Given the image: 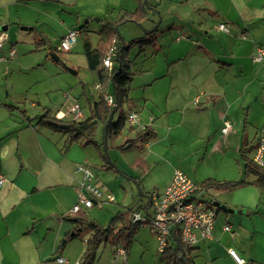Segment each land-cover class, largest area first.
Returning <instances> with one entry per match:
<instances>
[{"label": "crops", "instance_id": "0c3cea01", "mask_svg": "<svg viewBox=\"0 0 264 264\" xmlns=\"http://www.w3.org/2000/svg\"><path fill=\"white\" fill-rule=\"evenodd\" d=\"M148 1L152 10H148L147 19L140 24L145 33L154 30L152 27L161 16L154 38L156 58L153 66L150 65L156 74L143 83L142 96L130 98V103L124 107L128 112H136L139 124L149 127L153 134L140 144L139 153H129L135 148L129 144L122 150L117 149L133 139L134 132H129L124 139L119 136L111 143V149L116 158L133 160V166L125 162L131 172L149 168L151 158L167 151L178 155L173 171H184L182 164L189 158L191 166L202 164V167L219 157L221 166L214 165L224 173L220 177L199 176L195 183L207 179L237 182L242 176L249 185L232 191L213 188L206 191L204 197H209L203 200L210 202L216 212L212 238L199 240L191 248L187 256L189 262L236 264L228 254L232 249L245 264H264V190L254 184V176L244 177L243 168L239 166L243 161L237 160V177H229L230 169L228 172L223 164L224 157L232 153L234 146L238 157L252 160L258 132L264 124V110L260 119L252 117L251 122H247L248 114L243 113L241 129L234 131L231 124L226 135L221 133L224 122L234 121L238 111L253 96L255 102H264V56L262 62L254 60L257 48L264 49V0ZM138 6L139 0H0V33L4 36L0 72H13L10 65L24 64L26 54L37 56L46 51L54 59L56 56L51 55L49 49L54 46L52 40L57 43L69 31H77L75 28L83 21L89 24L97 19L102 25L114 23ZM163 22L167 27H161ZM220 24L227 27V33L218 29ZM141 37L143 34L134 39ZM76 42L71 47H76ZM37 43L40 46L35 48ZM84 43L91 47L88 42ZM10 51H14L12 57H9ZM158 56L165 61L164 66L156 63ZM94 89L99 95L98 81ZM87 101L89 110L98 99L92 96ZM29 102L31 108L36 107L32 100ZM26 103L16 101L15 105H9L0 100V174L5 178L0 188V264H58L56 258H62L65 264H79L92 232L81 233L76 228V220L94 222L102 228L107 225L95 217L88 219L85 212L89 209L82 207L78 213H71L83 178L77 168L101 166L107 171L116 168L108 162L112 169L105 167L95 145H84L82 141L69 144L68 134L53 128L73 121L70 114L73 104L66 113L48 110L50 116L61 122L49 125L39 119L44 108L32 113L27 111ZM88 116L83 115L82 120ZM99 126L95 135L97 142ZM184 134L194 137L188 146L187 159L178 148L179 137ZM109 143L107 141V145ZM241 147H244L242 153ZM172 173L162 189L132 194V199L138 201L135 208L122 203L119 204L122 209L115 214H126L127 211L122 210L129 208L140 210L147 203H143L142 197L147 199L151 192H163ZM125 174L129 181L138 187L141 185L138 173ZM93 183L99 189L96 176ZM99 191H104L103 187ZM222 204L223 209L219 206ZM128 219L129 215L124 222ZM116 222L118 231L124 222ZM225 226L229 231H224ZM102 243L104 241L97 244L87 264L117 263L112 249L106 250L107 245ZM171 244L176 247L173 240ZM117 245L124 246L127 252L126 261L121 264H138L133 257L135 250H140L142 261L148 259L143 264H156L157 241L150 229L135 230L128 243L120 237ZM159 256L161 264H167L164 256Z\"/></svg>", "mask_w": 264, "mask_h": 264}, {"label": "rangeland", "instance_id": "374dc122", "mask_svg": "<svg viewBox=\"0 0 264 264\" xmlns=\"http://www.w3.org/2000/svg\"><path fill=\"white\" fill-rule=\"evenodd\" d=\"M147 3L150 2L148 1ZM96 21L97 19H93L89 24H85V21H83L75 28L79 32L78 38L76 39V47H71L69 53L57 50V52L54 53L56 58H58L57 62L51 58L49 53L46 51L38 53L37 56L26 54L23 59L24 64H17L14 66L10 65L12 66L11 70L13 72H0V100L8 103L9 105H15L16 101H22L23 103L27 101L25 105L26 109L32 113L39 111L38 109H45L53 112L60 110L66 113L69 106L76 103L82 111V114L84 116H88L89 110L87 100L91 99L92 96H94L95 99H98V92H96L94 89L97 78L95 77L94 73L88 70L83 52L85 41L88 42L93 49L97 47L99 41L98 32L101 29L102 24L97 23ZM160 22L161 16L158 17L152 29L156 28ZM161 27L165 28L167 27V24L163 22ZM140 34L144 35L145 31L139 24L126 23L124 25H120L117 28V35L121 37L125 43H129L135 37L140 36ZM32 36L36 38L34 35ZM28 43L29 42H26V44ZM52 44L54 45L53 49L56 50L59 42L57 41L56 43L54 40H52ZM153 47L154 46L151 44L143 46L135 44L132 45L128 50V58L131 62L130 72L132 74V80L127 88L129 99L135 98L137 95L142 96L143 83H147L152 79V75L156 74L154 71L155 69H150V65L153 66V62L156 58V51ZM156 61H158L156 63L160 66H164L165 64V61L160 56L157 57ZM209 74H211V71ZM29 100H32L36 104L35 108H31ZM248 101L249 102L245 103L238 111L237 118L234 121L227 120L233 125L234 131L238 128L241 129L240 126H243V113L248 114L247 122H251L253 118H261V113L264 110V102H255V96H253ZM128 110L129 109L127 107H124V112H128ZM128 129L129 125L126 123L124 131L121 134L122 139L127 137L129 132H134L131 135L136 134V128H134L133 131H128ZM187 134L181 135L179 137L181 143L178 145V148L180 149L181 153L185 155L186 159L189 155L188 146L192 140H194V137ZM240 134L241 132H239L237 136H240ZM102 141L103 128L99 126L98 142ZM111 143L112 142L107 145V151L111 164H113L116 168L115 171H107L101 166H94L91 171L98 179V183H100L101 187L98 185L99 189L102 187L104 189V191H101L102 198H105L108 193L113 197L114 202L110 203L104 201L101 207L94 206L85 212V216L88 219L95 217V219H97V221L103 225H108L110 220L115 217V213L122 209L120 208L119 204L128 203L131 205L130 208H135L138 201L136 199H132V194H137L138 191L143 193L152 188L162 189L165 186L166 180L172 173L173 169L177 167L174 165L177 163L176 157L178 155L174 156V154L172 155V152L167 151L160 157L158 156L156 158H151L149 168L144 170L139 168L135 169L136 171L131 172V170L125 165V162H127L128 166H133V160H128L130 158L124 159L125 157L122 158V156L118 157L119 159L116 158L114 155L115 153H113L111 149ZM134 147L135 148L129 153H139L138 149L141 147L140 144H135ZM236 152V147L234 146L232 148V153L229 152L223 160V164L228 167V172L230 169L229 177H237V170L239 167H237L236 163L237 160L239 162L242 161L241 155L238 157ZM132 157L131 159H133ZM182 158L183 157L181 156L179 159L182 160ZM218 159L219 157L216 156L207 165L201 167L202 164L191 166V158H189L182 164L185 171L183 172L193 181L196 178L199 179V176L204 177L206 174L220 177V175L224 172L221 169H217V165H214L219 163L218 166H221ZM240 165L241 168H243L241 162L239 166ZM197 167L199 168V174H197ZM125 173H138V176L140 175L139 177L141 178V185L139 184L138 187L137 184L129 181L128 176H126ZM240 177L238 181L244 180L242 176ZM217 196L218 195H216V197ZM208 197L209 195H206L204 198L208 199ZM142 199L143 203L147 202L146 198L142 197ZM216 203L217 202L213 203L214 207H216ZM219 206H223V204ZM122 211L125 212L127 210L123 209ZM117 223L118 222H116V224ZM145 228L147 230L149 229L148 226H142L137 230H146ZM106 245L108 247L106 250H109V245ZM139 251L140 250H135L133 255L138 264L148 262V259H144L143 261L141 260V253ZM159 255L160 254L154 258L156 264L162 263L161 257ZM121 263L122 261L119 260L116 264Z\"/></svg>", "mask_w": 264, "mask_h": 264}, {"label": "trees", "instance_id": "16d2710c", "mask_svg": "<svg viewBox=\"0 0 264 264\" xmlns=\"http://www.w3.org/2000/svg\"><path fill=\"white\" fill-rule=\"evenodd\" d=\"M147 14L148 9L143 5V0H139V6L134 12H126L118 19V21L114 23H105L101 26V29L98 32L99 41L96 48L93 49L88 44L84 46V56L87 68L90 72L95 74L98 81V101L94 102L89 107V116L86 119L68 122V128L64 130L53 127L57 131L68 134L69 144L82 141L84 145H95L100 157L105 162V167L107 169H112V167L108 166L109 164L102 153V142H97L95 140L97 126L100 124L102 128L104 127L112 109V107L107 106L105 97L112 96L114 103H116L117 106L116 113L107 130V141L113 142L123 133L126 124L125 119L129 113L124 112V105L130 103L127 88L132 80V74L130 72L131 62L128 58V50L135 44L142 46L151 44L152 46H155L154 38L157 33V29H154L146 32L141 38L125 43L124 40L117 35V28L126 23L140 25L147 19ZM39 46L40 44L37 43L35 48H38ZM111 47L115 48V56L112 58L113 65L109 70L103 66V59L106 56L107 50ZM49 49L51 55L57 52V50H54L53 48ZM49 113L48 110H45L43 115L39 116L40 121L49 125H52L51 122L61 123L54 117L50 116ZM133 130V127H129L128 129V131ZM152 134L153 133L150 132L149 127L146 126L144 131L137 130L133 139L127 140L117 149L122 150L128 144L130 147H134L135 144L145 143ZM243 149L244 147H241V153ZM242 161L244 177L254 176L256 178L254 184L264 190V169L255 166L251 160H248L243 156ZM200 184L207 190L213 188L216 190L227 189L229 191L249 185V183L244 180L237 182H217L211 179H207ZM132 212L134 211L129 208L126 214H116L115 217L110 220L106 228H102L94 222L77 219L75 223L76 228L79 229L81 233L86 231L92 232L91 237L87 241L85 254L79 264L89 263L92 251L100 241H104L105 244H108L113 253L120 237H123L124 243H128L132 233L137 230L130 226L129 219L127 223L124 222L125 217L127 215L130 217ZM118 220H120L121 223L124 222V225L120 230L116 231L117 228H115V222ZM183 250L184 247L180 242L179 248L170 244L162 254L164 256V261L167 264H184L180 259V257H182L186 264H190L188 257L183 255Z\"/></svg>", "mask_w": 264, "mask_h": 264}, {"label": "built area", "instance_id": "2783aa9c", "mask_svg": "<svg viewBox=\"0 0 264 264\" xmlns=\"http://www.w3.org/2000/svg\"><path fill=\"white\" fill-rule=\"evenodd\" d=\"M218 29L225 33L228 32L224 24H220ZM78 35V31H69L59 40L58 50L68 52ZM3 41L4 36L0 33V48ZM13 55L14 51H10L9 57ZM114 56L115 48L111 47L107 50L106 56L103 59V66L105 68L111 69L113 65L112 58ZM263 56L264 49L258 47L254 60L262 62ZM0 60H3V58H0ZM105 102L109 107L114 106L112 96L105 97ZM197 102L196 100L195 103ZM70 114L73 121L83 119L82 111L77 104L71 106ZM125 123L129 127L135 126L133 128H136L138 131H144L146 128V126L139 124L136 112H129ZM231 127L230 122H224L221 133L226 135L231 130ZM251 161L255 166L264 169V124L258 132L257 144ZM77 172H80L83 178L77 188V202L73 206L71 213H78L82 207L91 209L94 206L101 207L104 201L110 203L114 201L110 195L102 198L101 192L93 183L95 176L91 169L79 166ZM4 183L5 178L0 174V188ZM206 191L207 189L201 184L192 181L183 171L175 169L163 192L149 193L146 205L130 214L129 224L134 229L148 226L157 241L159 254H163L166 248L170 246L173 235H175L178 242L184 247L183 255L188 256L191 248L199 240H210L212 238L216 212L210 202L203 200ZM223 229L224 231H229L228 226H225ZM228 254L236 264H245V261L234 250H228ZM126 255V248L122 245H117L113 253L114 259L121 260L124 263ZM56 262L58 264H65L62 258H56Z\"/></svg>", "mask_w": 264, "mask_h": 264}, {"label": "water", "instance_id": "95a60500", "mask_svg": "<svg viewBox=\"0 0 264 264\" xmlns=\"http://www.w3.org/2000/svg\"><path fill=\"white\" fill-rule=\"evenodd\" d=\"M143 5L145 6L146 9L148 10H152L149 6H148V3H147V0H143ZM154 14V13H153ZM159 25V24H158ZM158 25L156 26V28L154 29H157ZM55 60H57L56 57H54ZM116 109H117V106H116V103H114V106L112 107L110 113H109V116H108V119H107V122L106 124L104 125L103 127V141H102V153L104 155V157L106 158L107 162L111 165V162H110V159H109V156H108V151H107V130H108V126L109 124L112 122V119L116 113ZM54 125H57L54 123ZM60 129H67L68 128V125H64V124H60V125H57ZM138 188V187H137ZM140 192V191H139ZM220 208H224L223 206H220ZM173 242L174 244L176 245L177 248H179V242L177 240V238L175 237V235H173ZM180 259L182 260V262L184 264L185 261L182 257H180Z\"/></svg>", "mask_w": 264, "mask_h": 264}]
</instances>
